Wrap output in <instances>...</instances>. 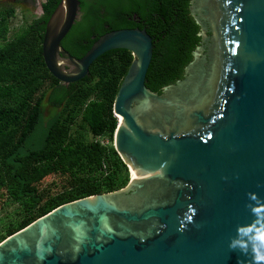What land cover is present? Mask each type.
I'll return each mask as SVG.
<instances>
[{
    "label": "water",
    "instance_id": "1",
    "mask_svg": "<svg viewBox=\"0 0 264 264\" xmlns=\"http://www.w3.org/2000/svg\"><path fill=\"white\" fill-rule=\"evenodd\" d=\"M79 5L58 2L42 56L68 84L102 53L131 51L113 102V146L130 178L9 235L0 264H238L245 257L229 251V236L251 218L246 193L264 196V0H189L200 40L182 78L159 93L145 84L144 28L107 31L81 57L61 45Z\"/></svg>",
    "mask_w": 264,
    "mask_h": 264
},
{
    "label": "trees",
    "instance_id": "2",
    "mask_svg": "<svg viewBox=\"0 0 264 264\" xmlns=\"http://www.w3.org/2000/svg\"><path fill=\"white\" fill-rule=\"evenodd\" d=\"M59 1L44 0L41 14L13 31L17 4H0V242L60 204L116 190L130 178L113 146V102L133 55L110 49L81 79L58 80L44 62L42 40ZM79 1V16L61 40L72 56L107 31L144 28L153 42L146 86L159 93L182 78L200 40L189 0Z\"/></svg>",
    "mask_w": 264,
    "mask_h": 264
},
{
    "label": "clouds",
    "instance_id": "3",
    "mask_svg": "<svg viewBox=\"0 0 264 264\" xmlns=\"http://www.w3.org/2000/svg\"><path fill=\"white\" fill-rule=\"evenodd\" d=\"M246 197L245 208L251 218L236 224L234 234L229 236L228 249L245 257L238 259V264H264V196L250 191Z\"/></svg>",
    "mask_w": 264,
    "mask_h": 264
},
{
    "label": "rangeland",
    "instance_id": "4",
    "mask_svg": "<svg viewBox=\"0 0 264 264\" xmlns=\"http://www.w3.org/2000/svg\"><path fill=\"white\" fill-rule=\"evenodd\" d=\"M13 0H0V2H11ZM38 8L28 9L25 5L17 4L15 8V15L10 19V28L11 31L18 29L27 18L28 20L32 19L33 17H36L39 14ZM45 114H49V106L45 107ZM129 170V168H128ZM130 174V171H129Z\"/></svg>",
    "mask_w": 264,
    "mask_h": 264
},
{
    "label": "flooded vegetation",
    "instance_id": "5",
    "mask_svg": "<svg viewBox=\"0 0 264 264\" xmlns=\"http://www.w3.org/2000/svg\"><path fill=\"white\" fill-rule=\"evenodd\" d=\"M44 0H13L12 3L11 2H5L6 4H22L23 6L25 5L28 9H33V8H38L39 14L37 16H39L42 12V2ZM4 2H0V4H2ZM36 16V17H37Z\"/></svg>",
    "mask_w": 264,
    "mask_h": 264
},
{
    "label": "bare ground",
    "instance_id": "6",
    "mask_svg": "<svg viewBox=\"0 0 264 264\" xmlns=\"http://www.w3.org/2000/svg\"><path fill=\"white\" fill-rule=\"evenodd\" d=\"M131 175L132 176H135L136 175L133 169L131 170Z\"/></svg>",
    "mask_w": 264,
    "mask_h": 264
}]
</instances>
